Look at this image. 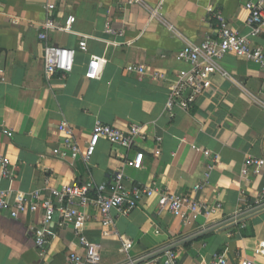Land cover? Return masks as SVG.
I'll list each match as a JSON object with an SVG mask.
<instances>
[{"label": "crops", "instance_id": "obj_1", "mask_svg": "<svg viewBox=\"0 0 264 264\" xmlns=\"http://www.w3.org/2000/svg\"><path fill=\"white\" fill-rule=\"evenodd\" d=\"M247 1L0 0V154L13 167V178L1 180L0 190L10 200L34 191L47 197L50 188L92 179L90 195L94 189L105 194L111 177L120 171L125 188L155 189L152 197L144 198L127 215L112 212L113 225L106 228L91 207L84 209L89 219L83 234L97 245L100 264H128L121 239L132 243L129 257L136 261L255 206L264 189V168L259 175L245 178L242 170L246 158L264 159L261 66L226 54L220 66L236 84L215 75L212 98L199 97L188 109L177 104L166 108L169 80L190 68L175 58L176 52L187 43L213 37L214 14H220L238 34L249 36ZM46 4L54 6L51 16L59 27L67 17L74 18L68 31L48 32L50 44L75 53L73 69L64 80L57 75L46 79L43 71V45L37 36L49 16ZM209 8L213 13L207 12ZM82 39L86 52L78 50ZM251 41L264 51L263 33ZM91 55L106 61L95 80L84 77ZM130 64L145 67L147 75L139 78L127 73L125 67ZM150 72L165 78L153 79ZM61 121L72 126L81 147L96 123L120 129L141 125L146 138L127 150L100 140L86 167L80 158L72 159L64 152L57 131ZM155 137L160 138L157 156L153 155ZM192 146L216 156L217 164L208 177L204 172L210 159ZM139 153L140 169L124 165ZM159 192L221 207L207 218L185 223L169 212H158ZM41 219L40 211L17 219L0 215V264H74L69 259L72 253L84 256L72 226L59 225L57 215L44 225L48 244L37 249L34 229L41 226ZM260 241H264V209L172 253L177 264H207L215 254L223 255L225 264H239L243 259L264 264L253 255ZM152 260L140 264H152Z\"/></svg>", "mask_w": 264, "mask_h": 264}, {"label": "built area", "instance_id": "obj_2", "mask_svg": "<svg viewBox=\"0 0 264 264\" xmlns=\"http://www.w3.org/2000/svg\"><path fill=\"white\" fill-rule=\"evenodd\" d=\"M129 4H140L141 0H128ZM49 16L40 24L38 39L42 42V62L43 71L46 79L57 75L60 80H64L72 71L75 53L72 49L55 46L48 42V32L54 29L68 31L74 22L73 17H67L64 26L59 27L52 18L54 6L46 4ZM248 13L246 25L249 28V36L240 35L233 30L220 14H214L216 19V30L213 37H206L198 44L187 43L175 54V58L189 65L188 70L176 72L169 80V98L166 108L171 110L174 104L184 109H188L199 97L212 98L214 89L212 78L219 75L235 83L220 66L221 58L226 54H232L238 58L257 63L264 70V51L261 47L253 45L251 37L264 34V0H248L244 4ZM208 13H213L211 8ZM109 33L115 34L111 29ZM121 35V33H119ZM78 50L87 51L84 39L78 42ZM105 59L101 56L91 55L89 57L84 77L88 80H95L100 77ZM127 73L136 74L139 78L147 75L145 67L130 64L125 67ZM153 79L163 80L165 77L157 72L148 73ZM236 84V83H235ZM61 135V146L64 152L72 159L80 158L86 167H90L91 158L100 140L106 141L110 145L127 150L136 145V141L145 140L143 127L131 124L126 129H120L110 125L96 123L89 134L84 147H81L74 129L67 121H61L57 127ZM11 136V133H7ZM155 143L153 155H159L160 138L152 140ZM195 152H200L204 157L210 159L205 167L204 175L208 177L211 169L217 164L216 156L208 150L192 146ZM124 165L133 169H140L142 165V154H136L133 159L126 160ZM264 168V159L248 157L245 160L242 170L243 177L249 174L257 176ZM13 178V167L7 157L0 154V181ZM123 173L116 172L109 181L107 193L93 190V181L90 179L86 183L71 182L57 188H50L47 197H43L39 191H34L30 195L16 194L12 200L9 199L5 191L0 190V215L7 214L10 218L17 219L25 213L42 214L41 226L34 229V243L37 249H42L48 244V235L44 225L52 221L57 215L59 225L69 224L72 226L78 237L80 247L84 250V256L72 253L69 257L74 264H100V255L97 245L91 243L83 234V228L88 216L84 209L91 207L100 217L101 226L106 228L113 225L112 212L118 215H127L131 210L137 208L144 198H150L155 194V189L146 186H133L130 189L122 184ZM196 187L194 190H197ZM264 204V189L260 192V199L255 206L247 209L252 210ZM221 204L208 205L206 202L195 200L186 195H173L171 193L159 192L157 199L158 212H169L179 218L182 222L196 221L200 217L207 218L216 210L220 209ZM242 213V212H240ZM122 240V249L127 254L128 263H132L129 257V250L132 243ZM254 257L264 260V241H260L253 249ZM152 264H177L174 253L167 252L161 257L152 260ZM207 264H225L223 255L215 254ZM239 264H259L255 260L243 259Z\"/></svg>", "mask_w": 264, "mask_h": 264}, {"label": "water", "instance_id": "obj_3", "mask_svg": "<svg viewBox=\"0 0 264 264\" xmlns=\"http://www.w3.org/2000/svg\"><path fill=\"white\" fill-rule=\"evenodd\" d=\"M264 209V204L259 206V207H256L252 210H248V211H244L242 213H238L236 214L235 216L233 217H230L228 219H225L219 223H216V224H213V225H210L196 233H193L187 237H184L182 239H179L177 241H174L172 243H170L169 245L163 247V248H160L148 255H146L145 257H143L142 259H138L136 261H133L132 263L130 264H140L142 262H145V261H150L152 259H155L157 257H160L162 256L163 254L167 253V252H171L173 251L175 248L185 244V243H188V242H191V241H194L212 231H215V230H218V229H221V228H224V227H227V226H231V225H234V224H238L239 222H241L244 218H246L247 216H250L252 214H255L261 210ZM129 264V263H128Z\"/></svg>", "mask_w": 264, "mask_h": 264}]
</instances>
